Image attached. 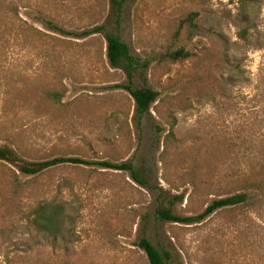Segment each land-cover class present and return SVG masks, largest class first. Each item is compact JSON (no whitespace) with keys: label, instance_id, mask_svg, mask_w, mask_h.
<instances>
[{"label":"rangeland","instance_id":"1","mask_svg":"<svg viewBox=\"0 0 264 264\" xmlns=\"http://www.w3.org/2000/svg\"><path fill=\"white\" fill-rule=\"evenodd\" d=\"M2 1L18 6L12 29L29 27L43 37L11 38L13 56L0 61V71L3 63L12 71L8 80L0 73V147L14 152L17 165L59 158L88 165L19 175L29 190L21 214L7 218L18 211L0 204V231L13 230L12 241L0 246V264H148L137 246L142 238L167 249L171 264H264L260 250L242 247L256 230L243 242L240 230L223 231L218 217L190 227L156 216L168 208L180 217L198 215L248 172L253 153L243 160L237 137L243 125L249 138L252 125L264 122V0H248L243 25L240 0H124L116 26L109 0ZM191 13L198 15L199 35L175 39L177 23ZM47 23L65 34L52 33ZM102 26L134 61L146 63L132 84L166 101L160 111L175 121L168 147L169 127L152 109L137 125L126 77L107 64ZM241 27L249 29L246 40L238 37ZM21 45L27 48L20 52ZM178 48L193 56L175 63L164 58ZM222 63L242 74L215 91L218 105L190 92L176 98L189 77L206 75L216 88L224 85ZM49 91L63 94L58 105L43 99ZM226 144L233 145L229 154ZM102 162L131 163L149 175L150 189L127 172L97 165ZM39 203L60 211L54 238L22 230V213ZM250 218L259 223L255 214Z\"/></svg>","mask_w":264,"mask_h":264},{"label":"trees","instance_id":"2","mask_svg":"<svg viewBox=\"0 0 264 264\" xmlns=\"http://www.w3.org/2000/svg\"><path fill=\"white\" fill-rule=\"evenodd\" d=\"M109 1L114 10V25L116 26L119 22L124 0ZM240 2V19H237V22L240 25H243L248 23L246 9L249 2L248 0H240ZM17 7L16 4L8 3L7 1H2L0 5V13H4L3 19L0 22L2 23L0 24V42L2 41L0 43V61L3 62L10 61L13 56L12 49L16 46L9 44L11 38H19L20 36L25 40L43 37L40 32L34 31L29 27L19 28L18 30H21L19 32L12 29L11 26L14 25L15 18H17ZM197 17L198 15L196 13H191L181 19L175 28L174 38L178 39L181 34L187 39L199 35L198 27L195 23ZM47 28L52 33L65 34L64 31L58 29L51 23H47ZM99 30L104 33L106 43L105 57L107 64L110 68L122 72L128 82V86L125 87V90H127L134 102V115L137 125L141 123V120L144 117L150 116V110L152 109L157 118L169 127L168 134L164 139V144L168 147V145L173 142L172 131L175 126V121L172 119L170 113L164 114L160 111V105L165 104L166 101L162 102V99H159V93L157 91L146 87L136 88L132 84L134 74L144 72L147 68L146 63L134 61L129 55L127 46L116 34L107 31L105 26L100 27ZM248 34L249 29L241 27L238 32V37L240 40H246ZM17 48L21 52L27 47L21 45ZM192 56L191 53L185 51L183 48L169 50L164 53V58L172 63L185 61ZM222 66L227 70L225 75H222V77L227 76L224 79V85H219L216 88L210 83L211 79L206 75L189 77L184 84L180 85L176 98L181 102L182 95L190 92L194 96L207 98L213 102V104L218 105L219 101L216 97L215 91L219 88L225 90L227 86L232 84L237 78H240L242 74L238 67L230 68L226 63H222ZM1 72H3L2 74L4 75L1 77L5 80H8L9 75L12 73L11 68L4 63L1 67L0 73ZM62 95L63 94L57 91H49L43 94V99L49 102V104L51 103V106H56V104L58 105L60 103ZM244 126L245 125H243L238 132V149L241 152L240 155L243 160L246 159L248 151L253 154L252 157L247 158L249 163L248 172L242 175V180L237 183V186L231 191H228L225 195H220L217 199L210 201L204 211L198 215L180 217L173 214L168 208L156 210V216L163 222L190 227L201 226L214 217H218L223 222V227L221 229L223 231H229L231 228H238L240 230L238 238L239 240L243 239V242L244 240H248V232L253 233L256 230L255 234L252 235L253 241L251 242V239L250 242H245L242 247H254L255 251L260 250L262 255H264V122H255L254 125H252L253 131L249 132V138L244 136L246 132ZM232 146L233 145L226 144L225 147L224 145V154H229ZM66 163L75 166L88 165L87 162L79 159L62 158L17 165V159L14 152L8 148L0 147V204L7 209L18 211L13 215L8 214L7 218H12L11 216L21 214L22 210L20 206L29 190L28 182H21L19 180V175L38 178L39 176ZM97 165L104 169L127 172L133 183L141 188L150 189L149 175L146 172L135 168L131 163L110 164L102 162ZM13 167H15V171L12 169ZM16 172H18V174H16ZM194 186L200 187L199 184H195ZM203 186H206V189L211 188L210 184H204ZM54 208L39 203L33 207L31 211L25 214L22 213V216L20 217V221H23L22 230L24 232L32 231L38 236H43L48 233L54 238L57 234V217L60 214L59 209L56 207ZM251 214L256 215L259 223L255 222L256 219L252 220L250 218ZM12 232L13 230L11 227L0 231V246L1 244L12 241L10 237ZM137 246L143 252L148 264H171L169 251L158 244L153 245L148 240L142 238L138 241Z\"/></svg>","mask_w":264,"mask_h":264}]
</instances>
